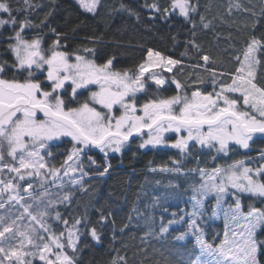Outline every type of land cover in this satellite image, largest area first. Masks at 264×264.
<instances>
[{
  "label": "snow or ice",
  "instance_id": "obj_1",
  "mask_svg": "<svg viewBox=\"0 0 264 264\" xmlns=\"http://www.w3.org/2000/svg\"><path fill=\"white\" fill-rule=\"evenodd\" d=\"M76 3L93 18L106 11L111 23L97 21L72 47L68 34L52 26L58 0H0V264H83L82 237L100 244L103 229L115 224L112 213L100 207L93 220L86 212L65 216L61 208L70 209L76 193H87L86 176L110 174L113 156L137 141V151L176 150L169 164L152 172L192 178L187 187L172 185L188 195L187 207L172 212L167 224L161 219L159 236L183 223L175 240L190 237L193 247L169 253L163 264H264V148L254 166L252 159L218 163L264 141V76L258 74L264 69V0L229 4V17L234 10L243 17L237 33H246L231 70H221L198 42L213 21L225 23L210 0ZM145 12L166 24L180 18L170 36L173 51L183 47L180 58L148 48L146 60L118 68L117 50L124 47L115 38L118 22L138 23ZM79 30L72 29L73 38ZM165 85H174V94H160ZM220 220L222 232L212 228ZM110 264L128 260L119 256Z\"/></svg>",
  "mask_w": 264,
  "mask_h": 264
},
{
  "label": "trees",
  "instance_id": "obj_2",
  "mask_svg": "<svg viewBox=\"0 0 264 264\" xmlns=\"http://www.w3.org/2000/svg\"><path fill=\"white\" fill-rule=\"evenodd\" d=\"M47 2V0H45ZM60 7L57 9L55 17L52 19V26L58 30L66 32L69 36L68 43L72 47L80 45L86 35L92 32L97 21L102 25L111 23L106 11H102L96 18L81 9L76 0H58ZM161 4L167 5L168 0H160ZM209 0H200L201 5L208 3ZM213 14L217 15L225 23L213 21V30L204 33H198L199 40L207 52L217 59L218 67L231 70L235 67L232 58L238 53L243 46L246 33L243 31L237 33L236 28L242 27L243 17L233 11L231 17L228 16V7L230 3L237 0H210ZM247 2V0H241ZM106 7L118 5L119 0H104ZM252 3H258V0H252ZM42 18V14L41 17ZM211 19V16H209ZM69 20L71 22H69ZM180 18L173 17L168 24L157 19L155 21L148 19V13H142V19L137 23L135 20H128L126 17L119 20L118 26L121 32L115 35L124 47L118 49L120 63L118 68H131L143 62L147 58L146 50L153 48L162 51L165 55H172L174 58H180L179 53L183 47L176 48L173 51V43L170 36L180 28ZM235 21L231 28L229 24ZM175 23L176 27L171 28L169 24ZM79 25L80 30L73 38L72 29ZM47 32L48 30L45 29ZM219 35V40L216 35ZM231 33V38H229ZM55 37L49 33L48 43H51ZM113 34L110 32L106 40L112 39ZM183 37H181V40ZM88 47H98L88 44ZM112 49H109L111 51ZM2 51V48H0ZM101 61L98 60L97 63ZM185 64L188 61L185 60ZM175 71V70H174ZM186 71H191L186 68ZM259 75L264 76V69L259 70ZM170 76L171 73H165ZM185 79V76H181ZM207 80V74H204ZM153 90L156 86H152ZM167 91L160 90L162 95L174 94V85H165ZM137 141L132 145L131 151H126L123 156L115 155L111 159L112 168L110 174L104 177H97L90 174L85 177V187L89 190L87 193H76L75 202L70 209H63L65 216H75L81 212H86L93 220L97 218L96 209L103 207L106 212H111V222L103 229V239L100 244L92 241L90 237L81 239V258L83 264H110V261L117 259L119 256H126L128 264H163L164 257L169 253L176 256L183 253L185 248L191 250L193 244L191 238L187 237L185 241H176L175 237L184 231L186 225L177 223L170 226L169 233L163 238L159 236V226L161 219L163 223L172 219V212H179L180 208L187 207L184 203L188 199L187 194L180 195L173 189L172 185L183 183L185 187L191 183V177H180L179 179L170 173L152 172V167H160L169 164V157L176 156V150H136ZM264 148V141L256 140L251 145L250 150L237 149L230 154V158L220 160L218 163H231L236 160L253 156ZM63 151V149H59ZM135 153V155H134ZM62 157H58L55 163H59ZM99 159V157H97ZM207 160L208 157H201ZM185 167H194V164L188 163ZM156 198H159L157 202ZM248 203V201H245ZM168 208V211H163ZM143 214V216L139 215ZM129 217L131 219L129 220ZM127 223L128 228L121 232L119 229ZM212 228L215 231L222 232L223 224L216 222ZM149 232L154 235H147ZM115 234V239H113Z\"/></svg>",
  "mask_w": 264,
  "mask_h": 264
},
{
  "label": "rangeland",
  "instance_id": "obj_3",
  "mask_svg": "<svg viewBox=\"0 0 264 264\" xmlns=\"http://www.w3.org/2000/svg\"><path fill=\"white\" fill-rule=\"evenodd\" d=\"M146 59H147V58H146ZM258 153H259V152L255 153L253 156H250V157H247V158H244V159H240V160H245V161H247V160H249V159H252V160H253V166H254L255 163H256L255 158L258 156ZM63 209H64V208H63ZM61 212H62V208H61ZM218 222H221V223L223 224L222 220H220V221H218ZM186 238H187V237H186Z\"/></svg>",
  "mask_w": 264,
  "mask_h": 264
},
{
  "label": "flooded vegetation",
  "instance_id": "obj_4",
  "mask_svg": "<svg viewBox=\"0 0 264 264\" xmlns=\"http://www.w3.org/2000/svg\"><path fill=\"white\" fill-rule=\"evenodd\" d=\"M172 150V149H171Z\"/></svg>",
  "mask_w": 264,
  "mask_h": 264
}]
</instances>
